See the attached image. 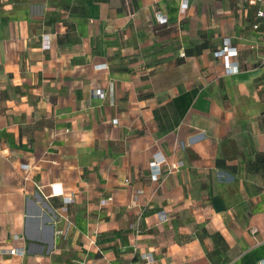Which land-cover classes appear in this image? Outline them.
I'll return each instance as SVG.
<instances>
[{"label": "crops", "instance_id": "0c3cea01", "mask_svg": "<svg viewBox=\"0 0 264 264\" xmlns=\"http://www.w3.org/2000/svg\"><path fill=\"white\" fill-rule=\"evenodd\" d=\"M261 10L0 0V264L264 261Z\"/></svg>", "mask_w": 264, "mask_h": 264}, {"label": "built area", "instance_id": "2783aa9c", "mask_svg": "<svg viewBox=\"0 0 264 264\" xmlns=\"http://www.w3.org/2000/svg\"><path fill=\"white\" fill-rule=\"evenodd\" d=\"M126 4L129 3V0H125ZM249 4L251 5H256L258 2H261L262 0H246ZM186 8V7H185ZM259 18L264 19V11L261 10L258 12L257 15ZM254 29H259V24H255L254 25ZM263 39H264V34H263ZM45 48H49V43H47L46 45H44ZM215 57H221L223 59V63H224V67L227 73H236L238 72L239 68H240V64L239 62L236 61H232L233 58H236L238 56V52L237 49L232 47L230 40L226 39L223 42V47L219 50H217L214 53ZM182 56H184V54H182ZM165 162V160L163 158H160L159 160L155 159L152 162H150L149 166L150 168L153 170V172H157L159 173L158 168L160 167V165H162ZM178 166L177 165H173L172 166V170L177 169ZM153 178L156 179L157 175L153 174ZM51 190L52 193L51 195H49V197L52 196H64V191L61 187L60 184H52L51 185ZM134 201L137 202L138 201V196L136 195L134 197ZM73 202V198L71 196L69 197H65L64 198V203L65 204H70ZM106 200L103 201V204H106ZM10 255H24L26 252L24 251V249H18V248H13L8 250ZM144 260L146 261L147 264H150L154 261L153 257L149 254H144L143 255ZM258 264H264V261L258 263Z\"/></svg>", "mask_w": 264, "mask_h": 264}]
</instances>
